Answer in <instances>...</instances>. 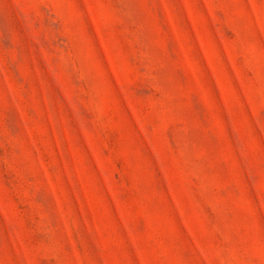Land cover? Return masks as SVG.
<instances>
[{
	"label": "rangeland",
	"instance_id": "1",
	"mask_svg": "<svg viewBox=\"0 0 264 264\" xmlns=\"http://www.w3.org/2000/svg\"><path fill=\"white\" fill-rule=\"evenodd\" d=\"M0 264H264V0H0Z\"/></svg>",
	"mask_w": 264,
	"mask_h": 264
}]
</instances>
